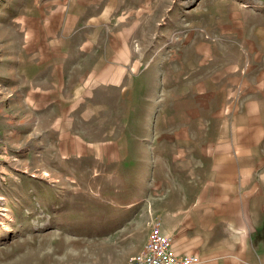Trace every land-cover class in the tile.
<instances>
[{
  "label": "rangeland",
  "instance_id": "374dc122",
  "mask_svg": "<svg viewBox=\"0 0 264 264\" xmlns=\"http://www.w3.org/2000/svg\"><path fill=\"white\" fill-rule=\"evenodd\" d=\"M252 127L264 0H0V264H131Z\"/></svg>",
  "mask_w": 264,
  "mask_h": 264
},
{
  "label": "crops",
  "instance_id": "0c3cea01",
  "mask_svg": "<svg viewBox=\"0 0 264 264\" xmlns=\"http://www.w3.org/2000/svg\"><path fill=\"white\" fill-rule=\"evenodd\" d=\"M40 67L32 63V82ZM52 88L41 85L32 91L46 93L40 100H49L50 95L57 100L58 95L48 92ZM252 109L249 122L257 127L261 122L256 124ZM251 129L225 133L224 139L212 142L200 168L207 173L204 190L195 200L189 195L169 197L154 207L176 252L198 256L194 264H264V165L257 151L264 132Z\"/></svg>",
  "mask_w": 264,
  "mask_h": 264
},
{
  "label": "built area",
  "instance_id": "2783aa9c",
  "mask_svg": "<svg viewBox=\"0 0 264 264\" xmlns=\"http://www.w3.org/2000/svg\"><path fill=\"white\" fill-rule=\"evenodd\" d=\"M193 254H178L172 238L161 230L160 221H154L149 238L143 247L131 258V264H194Z\"/></svg>",
  "mask_w": 264,
  "mask_h": 264
}]
</instances>
